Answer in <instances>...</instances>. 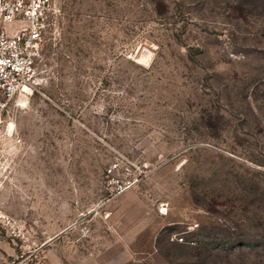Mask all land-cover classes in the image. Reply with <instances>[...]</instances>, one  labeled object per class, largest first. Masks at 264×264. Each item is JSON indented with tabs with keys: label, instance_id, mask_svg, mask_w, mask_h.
I'll list each match as a JSON object with an SVG mask.
<instances>
[{
	"label": "rangeland",
	"instance_id": "obj_1",
	"mask_svg": "<svg viewBox=\"0 0 264 264\" xmlns=\"http://www.w3.org/2000/svg\"><path fill=\"white\" fill-rule=\"evenodd\" d=\"M29 88L0 264H264V0H53Z\"/></svg>",
	"mask_w": 264,
	"mask_h": 264
},
{
	"label": "built area",
	"instance_id": "obj_2",
	"mask_svg": "<svg viewBox=\"0 0 264 264\" xmlns=\"http://www.w3.org/2000/svg\"><path fill=\"white\" fill-rule=\"evenodd\" d=\"M52 4L53 0H0V191L13 178L23 144L10 123L4 124L3 115L38 75ZM5 217L0 204V222Z\"/></svg>",
	"mask_w": 264,
	"mask_h": 264
},
{
	"label": "bare ground",
	"instance_id": "obj_3",
	"mask_svg": "<svg viewBox=\"0 0 264 264\" xmlns=\"http://www.w3.org/2000/svg\"><path fill=\"white\" fill-rule=\"evenodd\" d=\"M26 90H30L29 88H26ZM10 127H11V124H10ZM13 129V128H12Z\"/></svg>",
	"mask_w": 264,
	"mask_h": 264
}]
</instances>
